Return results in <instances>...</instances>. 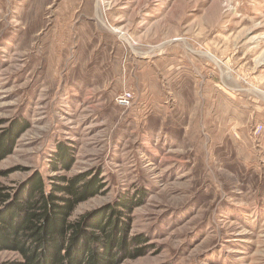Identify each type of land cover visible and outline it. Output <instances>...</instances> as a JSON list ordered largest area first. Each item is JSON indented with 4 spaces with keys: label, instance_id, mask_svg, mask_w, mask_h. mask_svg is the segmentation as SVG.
Wrapping results in <instances>:
<instances>
[{
    "label": "rangeland",
    "instance_id": "1",
    "mask_svg": "<svg viewBox=\"0 0 264 264\" xmlns=\"http://www.w3.org/2000/svg\"><path fill=\"white\" fill-rule=\"evenodd\" d=\"M17 123L1 185L97 176L73 221L144 194L151 248L123 264H264V0H0V136Z\"/></svg>",
    "mask_w": 264,
    "mask_h": 264
},
{
    "label": "trees",
    "instance_id": "2",
    "mask_svg": "<svg viewBox=\"0 0 264 264\" xmlns=\"http://www.w3.org/2000/svg\"><path fill=\"white\" fill-rule=\"evenodd\" d=\"M18 129L20 123L0 136V160L11 154ZM59 151L56 165L70 170L69 149L60 145ZM51 180V191L39 174L18 190L0 184V251L20 256L0 264H123L149 252L144 236H130L129 214L143 204L144 194L139 200L122 197L114 206L73 221L77 206L100 194L103 186L92 175Z\"/></svg>",
    "mask_w": 264,
    "mask_h": 264
},
{
    "label": "built area",
    "instance_id": "3",
    "mask_svg": "<svg viewBox=\"0 0 264 264\" xmlns=\"http://www.w3.org/2000/svg\"><path fill=\"white\" fill-rule=\"evenodd\" d=\"M123 104H127V103H123Z\"/></svg>",
    "mask_w": 264,
    "mask_h": 264
}]
</instances>
